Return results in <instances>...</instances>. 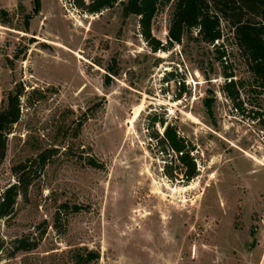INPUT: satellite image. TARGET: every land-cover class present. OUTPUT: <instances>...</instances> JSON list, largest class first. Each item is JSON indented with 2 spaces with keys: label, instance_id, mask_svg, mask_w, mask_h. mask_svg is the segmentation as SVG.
Here are the masks:
<instances>
[{
  "label": "rangeland",
  "instance_id": "obj_1",
  "mask_svg": "<svg viewBox=\"0 0 264 264\" xmlns=\"http://www.w3.org/2000/svg\"><path fill=\"white\" fill-rule=\"evenodd\" d=\"M40 2L0 0V110L22 89L0 188L52 150L0 222V264H264V88L231 25L221 19L215 44L195 31L170 43L163 0L155 51L120 2L99 13ZM161 120L194 147L189 182L158 145ZM22 237L37 247L14 252Z\"/></svg>",
  "mask_w": 264,
  "mask_h": 264
},
{
  "label": "trees",
  "instance_id": "obj_2",
  "mask_svg": "<svg viewBox=\"0 0 264 264\" xmlns=\"http://www.w3.org/2000/svg\"><path fill=\"white\" fill-rule=\"evenodd\" d=\"M163 0H74L75 4L89 13H99L106 8L120 2L125 14L139 17L141 33L153 50L166 46L152 34V20ZM40 6V0H36ZM221 19L227 21L234 29V37L241 56L249 70L264 88V0H174V11L169 26V41L181 42L187 32L195 31L201 40L215 44L222 38ZM234 74H225L223 90L231 99L239 96L233 91L236 81ZM228 79H230L228 81ZM22 89L11 92L0 110V164L6 157L8 149V135L13 125L20 119ZM156 123L158 120H152ZM164 131L157 134L160 149L175 157L185 169L186 181H191L198 174L194 147L191 142L178 133L177 128L170 122L161 120ZM52 156V150H45L34 160L23 161L14 166L17 182L5 189L0 188V222L12 216L19 196H27L29 187L34 180L32 167L37 163L45 166L47 159ZM97 166L98 164L92 163ZM172 168V167H171ZM173 170V168H172ZM167 175L173 174L168 171ZM38 241L30 242L28 238H16L13 241V251H28L37 247ZM5 248V241L0 233V252ZM91 257H98L95 252Z\"/></svg>",
  "mask_w": 264,
  "mask_h": 264
}]
</instances>
